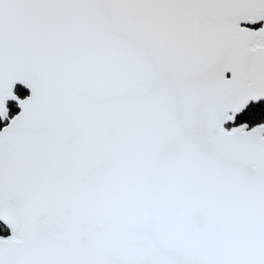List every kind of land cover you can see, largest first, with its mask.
<instances>
[{
  "label": "snow or ice",
  "instance_id": "1",
  "mask_svg": "<svg viewBox=\"0 0 264 264\" xmlns=\"http://www.w3.org/2000/svg\"><path fill=\"white\" fill-rule=\"evenodd\" d=\"M0 264H264V0H0Z\"/></svg>",
  "mask_w": 264,
  "mask_h": 264
}]
</instances>
